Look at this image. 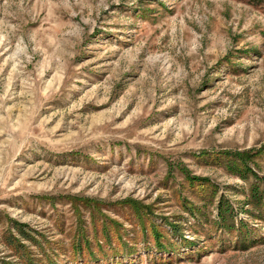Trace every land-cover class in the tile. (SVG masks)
<instances>
[{
	"label": "rangeland",
	"instance_id": "1",
	"mask_svg": "<svg viewBox=\"0 0 264 264\" xmlns=\"http://www.w3.org/2000/svg\"><path fill=\"white\" fill-rule=\"evenodd\" d=\"M263 198L264 0H0V264H264Z\"/></svg>",
	"mask_w": 264,
	"mask_h": 264
},
{
	"label": "trees",
	"instance_id": "2",
	"mask_svg": "<svg viewBox=\"0 0 264 264\" xmlns=\"http://www.w3.org/2000/svg\"><path fill=\"white\" fill-rule=\"evenodd\" d=\"M245 158V157H244ZM241 160H242V158H241ZM237 164V163H236ZM241 165H244L243 163H238L237 164V166H241ZM252 190V193L254 194V195H257V198L256 199H254V200H256V202H258V201H260V196L261 195H259V193L256 191V188H252L251 189ZM253 195V196H254ZM263 201H264V198H263ZM227 208H228V206H226V205H224V208H223V212H225L226 211V214H228L227 212ZM221 212V210H220V208H218V213H220ZM229 216V214L228 215H226V218ZM222 218H224V216H222ZM225 221H226V219H225ZM225 223H227V222H225ZM227 225L229 226V223H227Z\"/></svg>",
	"mask_w": 264,
	"mask_h": 264
}]
</instances>
